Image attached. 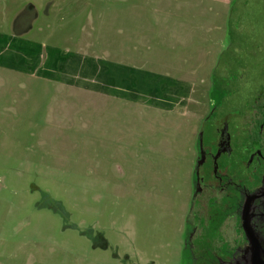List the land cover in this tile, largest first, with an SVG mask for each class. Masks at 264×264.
I'll return each instance as SVG.
<instances>
[{"label": "rangeland", "instance_id": "rangeland-1", "mask_svg": "<svg viewBox=\"0 0 264 264\" xmlns=\"http://www.w3.org/2000/svg\"><path fill=\"white\" fill-rule=\"evenodd\" d=\"M148 1L167 0H59L50 9L43 0H30L39 19L28 39L62 49H76L88 38L115 41L117 13L131 27L124 37L147 36L131 31L129 20L137 14L151 18L152 10L116 9ZM184 1L185 16L202 22L194 49V42L176 52L156 44L152 54H139L135 66L195 84L189 116L159 118L143 109L147 118L136 120L132 103L114 107L102 98L86 106L78 101L59 115L56 89L37 84L24 89L17 82L3 87L0 264H181L188 182L206 121L218 125L220 107L235 91L250 101L264 85V0ZM10 25L7 19L6 31ZM14 99L21 101L11 114ZM114 109L122 118L112 115ZM23 162L32 165L21 168ZM40 162L63 168L87 164L105 182L96 187L83 179L45 178L35 167Z\"/></svg>", "mask_w": 264, "mask_h": 264}, {"label": "crops", "instance_id": "crops-1", "mask_svg": "<svg viewBox=\"0 0 264 264\" xmlns=\"http://www.w3.org/2000/svg\"><path fill=\"white\" fill-rule=\"evenodd\" d=\"M10 1L7 3V0H0V93L3 87L14 82L19 83L24 89L30 88L31 84L56 89L58 95L54 96L53 106L59 108L56 113L59 115L65 113V107H71L78 101L86 106L91 105L96 98H102L105 104H113V106L114 104L132 103L137 108L136 120L147 118V113L141 111L143 109H152L154 113L157 112L156 115L159 118L182 117L191 114L188 112V105L192 101L191 97L196 89L195 84H190L170 74L162 75L146 69L150 71L147 72L135 66L139 54H142V51L152 54L153 52L150 51L156 44L163 50L170 48L171 51L176 52V49H184L190 46L189 43L194 42L192 46L194 49V40L197 39L202 22L195 16H185L182 10L185 8L186 11L189 5L184 0H167L161 3L148 1L141 5L139 2L130 4V7H125L129 4L119 6L116 10L130 8L131 13H134L133 11L139 13L140 8L144 6L148 8L147 10H152L151 18L150 16L141 18L137 14L131 16L129 20L133 24L131 31H147V36L135 39L131 35L124 37L131 27L124 26L119 16L122 13H117L114 23L120 25V28L117 29L115 41L104 40L96 43L88 38L84 44H77L76 49H62L28 39L34 29V23L39 19L37 5L30 0ZM58 1L43 0L49 8H54ZM7 7L11 10L10 12H7ZM29 8L33 14L30 12L31 14L28 15L26 12ZM35 11L37 14L35 13L34 16ZM7 19L11 24L9 31H6ZM145 41L147 45L140 44ZM113 43L115 45L112 46ZM95 49H98V52ZM72 92L78 93L76 95H80L83 99H77L76 95L71 94ZM0 100L3 103L7 98L1 97ZM24 100L29 101L28 104L32 103L31 100ZM11 101L10 104L13 106L9 107V113L16 114V106L21 100ZM51 110L55 113L54 109ZM112 115L122 118L123 113L114 109ZM89 127L88 125L85 129ZM26 165H32V163L23 162L21 168ZM86 165L78 162L76 165L67 164L68 167L63 168L55 164L40 162L39 165L35 164V167L41 170L45 178L83 179L85 186L95 185L97 187L103 184L105 182L103 176L100 178L96 169ZM80 167H84L85 170L80 171Z\"/></svg>", "mask_w": 264, "mask_h": 264}, {"label": "flooded vegetation", "instance_id": "flooded-vegetation-1", "mask_svg": "<svg viewBox=\"0 0 264 264\" xmlns=\"http://www.w3.org/2000/svg\"><path fill=\"white\" fill-rule=\"evenodd\" d=\"M26 12L32 13L30 8ZM253 97L245 101L235 91L225 99L218 125L215 119L206 121L195 145L181 264H252L245 224L264 252V85ZM119 176L124 178L125 172Z\"/></svg>", "mask_w": 264, "mask_h": 264}, {"label": "water", "instance_id": "water-1", "mask_svg": "<svg viewBox=\"0 0 264 264\" xmlns=\"http://www.w3.org/2000/svg\"><path fill=\"white\" fill-rule=\"evenodd\" d=\"M246 229L248 231L249 236L251 237L252 245H253V260L252 264H264V252L262 250V246L259 243L258 239L255 237L254 232L251 228L247 227Z\"/></svg>", "mask_w": 264, "mask_h": 264}]
</instances>
